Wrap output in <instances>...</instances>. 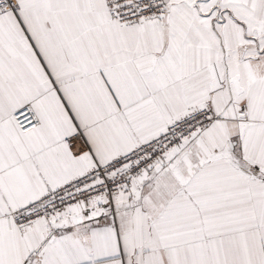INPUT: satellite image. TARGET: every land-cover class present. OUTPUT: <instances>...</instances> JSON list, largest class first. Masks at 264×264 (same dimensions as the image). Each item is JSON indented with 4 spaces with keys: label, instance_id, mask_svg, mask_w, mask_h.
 <instances>
[{
    "label": "snow or ice",
    "instance_id": "snow-or-ice-1",
    "mask_svg": "<svg viewBox=\"0 0 264 264\" xmlns=\"http://www.w3.org/2000/svg\"><path fill=\"white\" fill-rule=\"evenodd\" d=\"M0 264H264V0H0Z\"/></svg>",
    "mask_w": 264,
    "mask_h": 264
}]
</instances>
